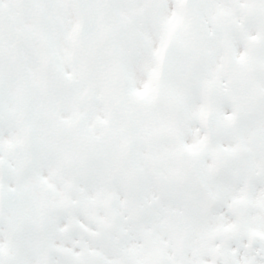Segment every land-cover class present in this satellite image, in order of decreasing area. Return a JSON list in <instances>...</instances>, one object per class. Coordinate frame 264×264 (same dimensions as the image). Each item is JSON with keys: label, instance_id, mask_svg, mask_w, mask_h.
Returning <instances> with one entry per match:
<instances>
[{"label": "snow or ice", "instance_id": "snow-or-ice-1", "mask_svg": "<svg viewBox=\"0 0 264 264\" xmlns=\"http://www.w3.org/2000/svg\"><path fill=\"white\" fill-rule=\"evenodd\" d=\"M0 264H264V0H0Z\"/></svg>", "mask_w": 264, "mask_h": 264}]
</instances>
